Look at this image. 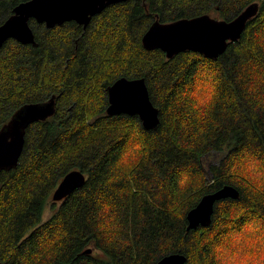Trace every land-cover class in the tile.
I'll list each match as a JSON object with an SVG mask.
<instances>
[{"label":"trees","instance_id":"obj_1","mask_svg":"<svg viewBox=\"0 0 264 264\" xmlns=\"http://www.w3.org/2000/svg\"><path fill=\"white\" fill-rule=\"evenodd\" d=\"M23 1L0 0V24ZM254 2L259 13L216 59L143 45L157 18L231 20ZM30 25L35 45L0 48V129L26 103L55 95L56 111L27 127L17 167L0 174V261L156 264L181 252L186 264H264V0H128L86 28ZM121 76L146 79L157 128L107 114ZM74 169L84 185L55 202ZM225 184L240 197L187 230L188 211Z\"/></svg>","mask_w":264,"mask_h":264},{"label":"water","instance_id":"obj_2","mask_svg":"<svg viewBox=\"0 0 264 264\" xmlns=\"http://www.w3.org/2000/svg\"><path fill=\"white\" fill-rule=\"evenodd\" d=\"M128 0H26L19 3L3 23L0 24V48L11 38L24 44H36L35 33L30 25L34 18L47 27L76 21L86 28L92 17L107 6ZM260 4L251 3L231 20L218 19L210 14L180 18L162 22L158 18L142 37L147 49L159 48L168 58L184 51H195L208 58L222 55L230 42L241 38L247 23L259 13ZM109 115H138L146 129H155L160 123V110L150 97L144 77L121 76L107 88ZM56 111V97L44 102L26 103L13 113L0 129V174L16 168L25 144L27 127L35 121L45 120ZM86 175L79 169L68 172L53 192L52 199L61 201L84 185ZM1 191V178H0ZM240 191L231 184L201 197L198 204L187 213V230L210 226L218 201L226 198L238 199ZM87 252H92L89 248ZM187 255L174 252L163 256L156 264H186ZM0 264H5L0 261Z\"/></svg>","mask_w":264,"mask_h":264},{"label":"rangeland","instance_id":"obj_3","mask_svg":"<svg viewBox=\"0 0 264 264\" xmlns=\"http://www.w3.org/2000/svg\"><path fill=\"white\" fill-rule=\"evenodd\" d=\"M213 17H214V16H213ZM250 177L256 179V178H255L256 176H255L253 173L250 175ZM244 242H245V244H247V241L244 240Z\"/></svg>","mask_w":264,"mask_h":264},{"label":"flooded vegetation","instance_id":"obj_4","mask_svg":"<svg viewBox=\"0 0 264 264\" xmlns=\"http://www.w3.org/2000/svg\"><path fill=\"white\" fill-rule=\"evenodd\" d=\"M108 88V87H107Z\"/></svg>","mask_w":264,"mask_h":264}]
</instances>
